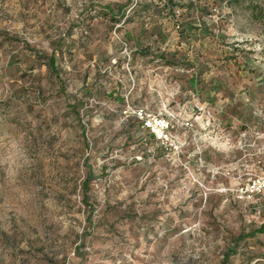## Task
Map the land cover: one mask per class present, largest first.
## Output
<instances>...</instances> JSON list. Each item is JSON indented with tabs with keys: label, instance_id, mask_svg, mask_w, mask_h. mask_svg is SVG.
<instances>
[{
	"label": "rangeland",
	"instance_id": "1",
	"mask_svg": "<svg viewBox=\"0 0 264 264\" xmlns=\"http://www.w3.org/2000/svg\"><path fill=\"white\" fill-rule=\"evenodd\" d=\"M251 3L0 0V264H264Z\"/></svg>",
	"mask_w": 264,
	"mask_h": 264
},
{
	"label": "built area",
	"instance_id": "2",
	"mask_svg": "<svg viewBox=\"0 0 264 264\" xmlns=\"http://www.w3.org/2000/svg\"><path fill=\"white\" fill-rule=\"evenodd\" d=\"M246 101H250L251 99L246 95L245 96ZM195 111L201 115H204L206 117H213L214 111L213 109L205 103H197ZM139 116L144 117V111H138ZM156 125V133L160 134L162 133L165 134V120L161 119L157 121ZM189 124V123H187ZM152 125V124H151ZM259 125V124H258ZM261 126H255V127H250L247 125V127H243L241 130L238 131V143L240 144L241 148L245 147H259L258 149L264 150V145L258 144L260 143V139L263 138V131L262 130V124L260 123ZM158 126V127H157ZM168 127V126H167ZM254 137V141L251 143L250 137ZM231 138L228 139V143L231 142ZM263 161V170L260 173V175L252 176L249 177L248 182L245 185H240L239 188H237V193L239 195L240 199H247L252 196L258 195L262 192H264V160Z\"/></svg>",
	"mask_w": 264,
	"mask_h": 264
},
{
	"label": "trees",
	"instance_id": "3",
	"mask_svg": "<svg viewBox=\"0 0 264 264\" xmlns=\"http://www.w3.org/2000/svg\"><path fill=\"white\" fill-rule=\"evenodd\" d=\"M172 1V0H171ZM230 2H239V0H229ZM174 2V1H173ZM176 6H181V4L179 2H175L174 3ZM251 7H252V15L254 18H256L258 21L264 23V6L260 5V4H256V3H251ZM110 13L112 14V12L110 11ZM55 62H56V58L55 56H51L48 59V64L49 66L54 69L55 68ZM88 182V180H86V183ZM256 232H253V234H255Z\"/></svg>",
	"mask_w": 264,
	"mask_h": 264
}]
</instances>
